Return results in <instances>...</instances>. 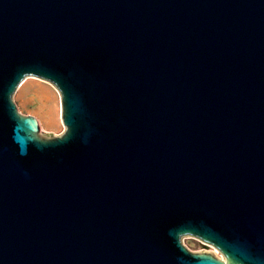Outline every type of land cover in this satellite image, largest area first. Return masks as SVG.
<instances>
[{"label": "water", "instance_id": "water-1", "mask_svg": "<svg viewBox=\"0 0 264 264\" xmlns=\"http://www.w3.org/2000/svg\"><path fill=\"white\" fill-rule=\"evenodd\" d=\"M0 264H264V0H0Z\"/></svg>", "mask_w": 264, "mask_h": 264}, {"label": "rangeland", "instance_id": "rangeland-1", "mask_svg": "<svg viewBox=\"0 0 264 264\" xmlns=\"http://www.w3.org/2000/svg\"><path fill=\"white\" fill-rule=\"evenodd\" d=\"M12 100L21 114L32 115L37 119L42 132L58 134L62 131L58 96L48 83L27 78L17 87ZM181 242L191 250H198L197 241L191 238L184 237ZM202 249L214 251L207 247H202Z\"/></svg>", "mask_w": 264, "mask_h": 264}, {"label": "built area", "instance_id": "built-area-1", "mask_svg": "<svg viewBox=\"0 0 264 264\" xmlns=\"http://www.w3.org/2000/svg\"><path fill=\"white\" fill-rule=\"evenodd\" d=\"M201 246V247H200ZM203 245H199V247L197 248L198 250L202 249ZM205 247V246H204ZM207 248H211L209 246H207ZM212 249V248H211Z\"/></svg>", "mask_w": 264, "mask_h": 264}, {"label": "flooded vegetation", "instance_id": "flooded-vegetation-1", "mask_svg": "<svg viewBox=\"0 0 264 264\" xmlns=\"http://www.w3.org/2000/svg\"><path fill=\"white\" fill-rule=\"evenodd\" d=\"M198 245H200L198 242H197ZM201 247V246H200ZM204 247V246H203Z\"/></svg>", "mask_w": 264, "mask_h": 264}]
</instances>
